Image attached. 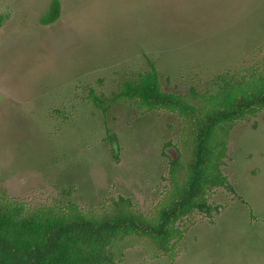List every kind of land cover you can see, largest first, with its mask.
<instances>
[{
  "label": "rangeland",
  "instance_id": "1",
  "mask_svg": "<svg viewBox=\"0 0 264 264\" xmlns=\"http://www.w3.org/2000/svg\"><path fill=\"white\" fill-rule=\"evenodd\" d=\"M61 1L60 18L44 25L51 0H0L2 202L25 213L100 218L120 206L151 217L172 188L168 156L181 153L184 167L190 157L188 124L179 111L110 99L150 61L163 91L196 105L226 82L250 83L264 72V0ZM227 130L221 168L237 195L209 190L220 212L184 217L170 252L127 237L124 264H264V110Z\"/></svg>",
  "mask_w": 264,
  "mask_h": 264
},
{
  "label": "trees",
  "instance_id": "2",
  "mask_svg": "<svg viewBox=\"0 0 264 264\" xmlns=\"http://www.w3.org/2000/svg\"><path fill=\"white\" fill-rule=\"evenodd\" d=\"M61 10L62 1L51 0L40 22L55 23ZM3 22L4 16L0 14V27ZM149 63L147 70L126 80L125 89L110 100L120 96L134 99L143 112L159 108L179 111L188 124L184 148L190 157L184 167L181 153L168 156L172 188L154 215L144 217L125 212L120 206L115 213L100 218L82 213L67 216L25 213L18 206L3 204L0 197V264H124L122 245L129 236L146 237L160 251L170 252L179 233L178 223L184 217L195 211L209 216L214 211L220 212V205L209 202V190L225 187L237 195L221 168L227 155V129L234 121L264 110V72L247 84L226 82L202 106L163 91L157 66ZM89 94L94 104L107 112L110 107L107 100L93 89ZM109 139L117 138L109 135ZM182 167L185 175L180 182Z\"/></svg>",
  "mask_w": 264,
  "mask_h": 264
},
{
  "label": "water",
  "instance_id": "3",
  "mask_svg": "<svg viewBox=\"0 0 264 264\" xmlns=\"http://www.w3.org/2000/svg\"><path fill=\"white\" fill-rule=\"evenodd\" d=\"M172 149H173L174 151H177V148H176V147H173ZM165 152H166L167 155H172V150H171V149H166ZM177 154H179V151L177 152Z\"/></svg>",
  "mask_w": 264,
  "mask_h": 264
}]
</instances>
